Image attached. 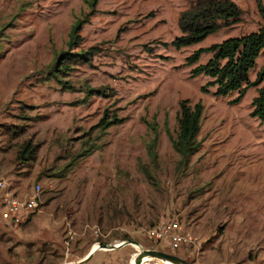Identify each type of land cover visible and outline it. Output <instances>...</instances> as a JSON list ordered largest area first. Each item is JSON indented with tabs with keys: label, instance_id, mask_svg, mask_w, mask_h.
Here are the masks:
<instances>
[{
	"label": "rangeland",
	"instance_id": "374dc122",
	"mask_svg": "<svg viewBox=\"0 0 264 264\" xmlns=\"http://www.w3.org/2000/svg\"><path fill=\"white\" fill-rule=\"evenodd\" d=\"M191 1L97 0L91 10L87 0H0V180L20 197L38 184L41 202L14 224L1 217L0 190V264L78 261L98 237L112 245L122 233L188 264H264V117L248 114L255 88L230 103L236 91H201L209 77L188 74L210 52L184 62L195 49L264 30V16L257 0H232L241 9L236 23L174 48L178 14ZM83 16L80 41L67 50L70 27ZM88 47L90 60L69 62L61 76L70 88L49 76L57 53ZM263 64L264 47L249 80ZM182 99L200 102L202 112L198 148L177 168L169 135ZM104 108L122 120L99 135L94 124ZM151 128L152 183L139 167L148 165ZM25 139L36 150L22 163L15 151ZM92 140L96 148L71 158ZM165 222L192 243L172 248L166 237L146 236ZM133 253L130 244L96 248L80 264H129Z\"/></svg>",
	"mask_w": 264,
	"mask_h": 264
},
{
	"label": "trees",
	"instance_id": "16d2710c",
	"mask_svg": "<svg viewBox=\"0 0 264 264\" xmlns=\"http://www.w3.org/2000/svg\"><path fill=\"white\" fill-rule=\"evenodd\" d=\"M96 2L97 0H87L88 7L92 10ZM257 8L264 16L259 0H257ZM240 15L241 9L232 0H192L179 12L177 18L179 34L170 41V44L174 48H180L198 42L217 29L236 23L240 19ZM85 18L86 16H83L82 19L78 18L71 25L66 40L67 50H71L80 41L78 31L81 21ZM263 47L264 30L259 28L242 36L229 37L220 42L195 49L185 57L184 62L186 65H191L197 61L201 53L210 52L209 58L204 63L189 69V76L194 77L203 74L209 77V80L200 86L201 91H206L207 86H214V95L224 96L229 92L236 91V95L230 100V103H236L243 95L244 90L253 86L256 94L251 98V109L248 114L250 117L261 120L264 117V64L257 70L253 80L248 79L247 73ZM93 49L94 47H88L85 50L60 51L56 54L55 60L49 68V76L54 78L63 88H70V83L61 78L71 68L68 63L89 61L94 52ZM85 90L89 94L96 92L103 94L101 89L85 87ZM201 112L202 105L198 101L191 104L188 100L182 99L178 103L174 136L169 135L171 148L177 156V168H185L190 156L198 148L196 136L199 131ZM121 120L122 117L117 116L114 111L104 108L94 127L98 129L100 135L108 126L117 124ZM156 139L157 133L153 130V136L146 142L145 146L148 165H139L140 171L150 183L154 179V172L157 168ZM95 146L94 140H92L71 158L86 156L96 148ZM35 150L36 147L30 140L21 141L15 151V161L25 163L33 159ZM153 221V219H149L147 224L152 225ZM121 239L130 240L126 233L121 234ZM95 241L101 245L106 244L99 237ZM51 255L57 256L54 251L51 252ZM46 262L57 264V262L49 260Z\"/></svg>",
	"mask_w": 264,
	"mask_h": 264
},
{
	"label": "built area",
	"instance_id": "2783aa9c",
	"mask_svg": "<svg viewBox=\"0 0 264 264\" xmlns=\"http://www.w3.org/2000/svg\"><path fill=\"white\" fill-rule=\"evenodd\" d=\"M0 190H1V217L8 219L11 223L17 224L21 221L23 214L30 209L39 208L41 202L39 199V185L36 184L35 188H32L29 194L22 195L21 197L14 192V190L10 189L9 186L2 180H0ZM175 224L172 222H165L161 225L148 229L146 232V236L152 240H156L160 237H166L170 246L172 248L178 247L181 243L186 242V244H191L193 237L189 234H184L176 231ZM122 241L115 243L119 244ZM99 242L95 241L92 244L89 250L93 249H103L104 248L98 246ZM134 247V251H136V246ZM142 246V245H141ZM143 247V246H142ZM146 249H150L152 247H144ZM88 250V251H89ZM87 254V253H86ZM85 254V255H86ZM66 256V255H64ZM76 260H66L58 262L57 264H75ZM140 264H163L161 262H157L154 260H144Z\"/></svg>",
	"mask_w": 264,
	"mask_h": 264
},
{
	"label": "water",
	"instance_id": "95a60500",
	"mask_svg": "<svg viewBox=\"0 0 264 264\" xmlns=\"http://www.w3.org/2000/svg\"><path fill=\"white\" fill-rule=\"evenodd\" d=\"M124 244H130L136 246V251H134L132 257L129 259V264H140L144 260H154L157 262H161L163 264H188L183 258L170 254L161 250L157 249H146L142 247L138 242L131 241V240H124L119 244H112V245H101L99 243L98 246L104 248V249H114L117 247H120ZM93 252V249L89 250L87 254L78 261L75 262V264H80L82 262H85L87 259H89L91 253Z\"/></svg>",
	"mask_w": 264,
	"mask_h": 264
},
{
	"label": "crops",
	"instance_id": "0c3cea01",
	"mask_svg": "<svg viewBox=\"0 0 264 264\" xmlns=\"http://www.w3.org/2000/svg\"><path fill=\"white\" fill-rule=\"evenodd\" d=\"M90 257H91V255H90ZM90 257H89V258H90Z\"/></svg>",
	"mask_w": 264,
	"mask_h": 264
}]
</instances>
